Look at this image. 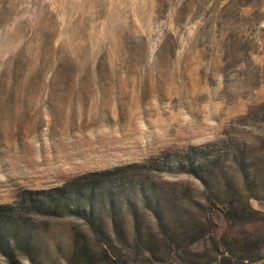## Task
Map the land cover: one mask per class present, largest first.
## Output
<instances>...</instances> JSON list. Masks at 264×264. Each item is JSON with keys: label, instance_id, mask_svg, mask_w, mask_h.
Here are the masks:
<instances>
[{"label": "rangeland", "instance_id": "obj_1", "mask_svg": "<svg viewBox=\"0 0 264 264\" xmlns=\"http://www.w3.org/2000/svg\"><path fill=\"white\" fill-rule=\"evenodd\" d=\"M0 205V264H264V0H0Z\"/></svg>", "mask_w": 264, "mask_h": 264}, {"label": "trees", "instance_id": "obj_2", "mask_svg": "<svg viewBox=\"0 0 264 264\" xmlns=\"http://www.w3.org/2000/svg\"><path fill=\"white\" fill-rule=\"evenodd\" d=\"M183 169H185V165L180 164ZM190 171L196 175H203L201 164L195 165L192 161L190 162ZM80 182V183H79ZM88 183L86 181L81 182V179L78 180L77 183H74V185H65L62 187H58L54 189L57 193L56 196H54V200H52V203L60 205L62 201L70 200L73 197H75L76 194H78V197H83L82 191L86 190L88 187ZM81 195V196H79ZM53 195L50 197L52 198ZM79 200V199H78ZM19 222V212L16 211L11 205H0V246L3 247L5 244L4 241L6 240V232L8 228L15 225ZM7 249H10V247H7ZM12 255V254H11ZM12 264H19L18 261H15L12 259Z\"/></svg>", "mask_w": 264, "mask_h": 264}]
</instances>
